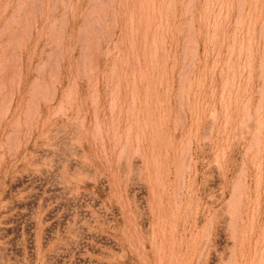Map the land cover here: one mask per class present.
I'll return each mask as SVG.
<instances>
[{"label": "rangeland", "instance_id": "1", "mask_svg": "<svg viewBox=\"0 0 264 264\" xmlns=\"http://www.w3.org/2000/svg\"><path fill=\"white\" fill-rule=\"evenodd\" d=\"M69 261L264 264V0H0V264Z\"/></svg>", "mask_w": 264, "mask_h": 264}, {"label": "bare ground", "instance_id": "2", "mask_svg": "<svg viewBox=\"0 0 264 264\" xmlns=\"http://www.w3.org/2000/svg\"><path fill=\"white\" fill-rule=\"evenodd\" d=\"M243 129V128H242ZM242 129H241V131H242ZM135 173H137V171L135 172ZM216 200V199H215ZM181 201V200H180ZM181 203V202H180ZM216 215H217V213H216ZM211 221V220H210ZM236 226V225H235ZM227 227V226H226ZM195 228V227H194ZM224 228V227H223ZM232 229V228H231ZM235 229V228H234ZM234 229H232V230H234ZM185 230V229H184ZM224 232V231H223ZM234 236V235H233ZM231 247V246H230ZM235 251V250H234ZM258 251V250H257ZM205 254V253H204Z\"/></svg>", "mask_w": 264, "mask_h": 264}, {"label": "crops", "instance_id": "3", "mask_svg": "<svg viewBox=\"0 0 264 264\" xmlns=\"http://www.w3.org/2000/svg\"><path fill=\"white\" fill-rule=\"evenodd\" d=\"M79 258V257H78ZM82 263H83V259H82ZM51 264V263H50ZM69 264H74V262H70L69 261ZM75 264H77L76 262H75Z\"/></svg>", "mask_w": 264, "mask_h": 264}]
</instances>
